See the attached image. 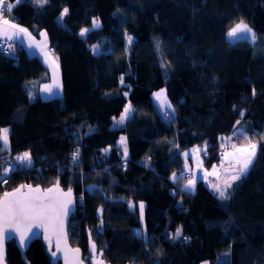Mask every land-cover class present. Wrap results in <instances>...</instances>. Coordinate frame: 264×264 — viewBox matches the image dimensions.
<instances>
[{
    "label": "trees",
    "instance_id": "16d2710c",
    "mask_svg": "<svg viewBox=\"0 0 264 264\" xmlns=\"http://www.w3.org/2000/svg\"><path fill=\"white\" fill-rule=\"evenodd\" d=\"M11 17L35 37L47 33L62 96L31 99L48 82L47 69L21 46L0 52V128H10L0 163L25 152L32 161L11 173L0 195L20 184L71 188L68 241L86 264L90 230L110 264H264V0H49L43 7L23 0ZM94 18L101 27L81 37ZM241 19L254 42L227 40ZM157 91L173 116L162 115ZM126 105L129 117L110 128ZM242 133L258 145L257 158L228 199L201 180L193 192L182 188V152L206 146L205 166L217 165L222 146L248 142ZM177 228L182 236L172 239ZM51 251L34 240L25 259L60 264ZM6 262L24 264L13 241Z\"/></svg>",
    "mask_w": 264,
    "mask_h": 264
},
{
    "label": "snow or ice",
    "instance_id": "6c2138e0",
    "mask_svg": "<svg viewBox=\"0 0 264 264\" xmlns=\"http://www.w3.org/2000/svg\"><path fill=\"white\" fill-rule=\"evenodd\" d=\"M35 2L43 7L49 0H35ZM17 3H23V0H17ZM16 5L11 0H0V39L8 42L20 40L22 43V37L27 38L29 41L33 39L32 34L27 28L21 27L19 24L13 23L15 19L11 17V12ZM68 13V9L64 8L60 19ZM101 24L98 19H93L92 29L100 28ZM91 29L82 28L80 36L85 37ZM44 37L42 44L37 45L40 48V52L43 55L45 62L49 63V66L53 69V83L51 85H45L43 91L48 94H55L54 89L59 90L61 88L57 79V72L59 65L57 63L58 57H54L51 50L47 45V34L40 33ZM229 39H250L253 42L256 39L255 33L248 26L247 23L241 19L236 23L227 33ZM127 42L129 46L133 42L132 36H127ZM9 48H12V44L9 43ZM29 47H32L31 43ZM93 53L96 54L100 50L99 45L92 46ZM123 82V77H121ZM127 95V93H125ZM156 99L160 102L159 107L165 109L162 115L165 118L174 115V109L172 105L167 101V97L163 91L155 94ZM171 111H168V110ZM132 111L131 105L124 109V113L120 116V119L116 121L117 124H123L128 118V115ZM243 115V113H241ZM239 124V121H237ZM9 129L0 128V144L6 147L9 143L8 140ZM243 139L248 141L247 144L237 146L235 143L231 144V151L225 149L222 153L221 166L227 162L228 167L225 168L226 179L223 184H213L214 191L218 194V197L222 200L228 199V189L232 188L234 183L240 181L243 177L247 176L251 168L254 166L257 158L258 145L252 143L250 138L243 134ZM222 140L231 141L232 137L222 138ZM120 143L124 145L123 154L125 159L127 158L128 150L126 145V138L121 137ZM107 151V150H105ZM206 154L207 147L201 149L196 148L192 150V159L194 160L197 169L203 168V161L198 159L200 153ZM185 160L190 157L189 152L183 153ZM72 162L75 164L79 160V149L72 154ZM16 160L21 164L31 165V155L28 152L23 153L16 157ZM187 167V165H186ZM12 169H5L3 175H7ZM217 176V166L213 165L212 172H205L204 176ZM173 180L177 177L173 174ZM198 177L193 174L191 179H188L185 188L188 190H194ZM2 182V181H0ZM26 189V191H25ZM82 199V198H81ZM73 194L72 189L69 188L66 192L59 187V182L51 188L42 190L40 187H33L32 185H20V187L14 189L11 192H4L0 197V264H3L4 259V242L6 239H15L19 237V245L21 248L27 246L28 242L34 238H39L40 231H34V229H42L44 239L48 242L49 250L52 248V237L55 236V248L56 251L52 252V256L56 257L58 252L63 251L65 264H84V259L80 257V249H72L68 246V234L65 228V224L68 216L73 210ZM141 220L144 215V205H139ZM138 236H142L143 233L138 231ZM182 236V229L177 228L175 233L172 234V239H179ZM90 253L88 258L91 264H105L103 258L104 249L98 251L95 241L91 240V230L89 231ZM184 239H188L184 237Z\"/></svg>",
    "mask_w": 264,
    "mask_h": 264
},
{
    "label": "crops",
    "instance_id": "0c3cea01",
    "mask_svg": "<svg viewBox=\"0 0 264 264\" xmlns=\"http://www.w3.org/2000/svg\"><path fill=\"white\" fill-rule=\"evenodd\" d=\"M13 3L16 5L17 4V1L15 0V1H13ZM13 23H15V22H13ZM21 27H23V26H21ZM38 35H40V32L38 33ZM32 37H33V39L31 41H29L27 38H23L22 37V43H21L20 40L12 41V43H13V45L21 46L26 51L27 54L37 56V58L41 61V63L43 64V66L47 69L48 74H49V77L51 78V76H50V69L49 68H52V67L49 66V63L48 62H45V59H44L43 55L40 52V48L35 46V41H37V38L39 36L35 37V36L32 35ZM42 39L44 41V38H42ZM30 43H31L32 47H29V44ZM48 49H50L49 48V41H48ZM44 84L51 85L50 79L48 80V82L43 83V85ZM30 91H31V89H30ZM31 92H33V90ZM157 92H160V91H157ZM54 93L55 94H48V93H45L44 92V95L41 96V90H40L38 96L41 99H49V98H54V97H61L62 91H61V89H59V90L54 89ZM77 118H80V117H77ZM247 143L248 142H245L244 144H247ZM252 143H254V142H252ZM244 144H236V145L237 146H240V145H244ZM193 149H196V147L190 148L189 150H185L184 152L181 153L182 169H184L186 172L191 173L192 175L195 174L198 177L197 181L198 180H201L203 182V184L206 186V188L211 193H215L212 185L213 184H217V183L223 184L224 180L226 179L225 168L228 167L227 162L225 161V163L223 164V166H221V161L216 165L217 166V172L219 174V179L217 178V176H211V175L205 177L204 176V173L205 172H212L213 165H211L210 167H206L205 166V164H204V158L201 155V153H202L201 152L200 155L198 156V159H201L203 161V168L202 169H197L196 164H195L194 160L192 159V155H191ZM201 149H203V148H201ZM229 151H231V148L229 149ZM185 152H189L190 153V157L187 159V161L185 160V157L183 155V153H185ZM186 165H187V167H186ZM197 181H196V183H197ZM186 184H187V181L184 182L183 185H182V188L184 190H186L188 192H193L195 190V188H194V190H188V189H186L185 188V185ZM195 187H196V184H195Z\"/></svg>",
    "mask_w": 264,
    "mask_h": 264
},
{
    "label": "rangeland",
    "instance_id": "374dc122",
    "mask_svg": "<svg viewBox=\"0 0 264 264\" xmlns=\"http://www.w3.org/2000/svg\"><path fill=\"white\" fill-rule=\"evenodd\" d=\"M17 1V0H16ZM92 21H93V19L90 21V23L89 24H87V25H85V26H83L82 28H89V29H92ZM46 33L44 30H41L40 31V33ZM228 33V32H227ZM47 34V33H46ZM39 37L37 38V41H35V46L37 47V45H39V44H42L43 43V39L42 38H44V37H42L41 35H38ZM226 38H227V40L228 41H230V42H235V41H238V40H241V38H237V39H229L228 37H227V35H226ZM245 40H247V41H249V42H252V40H250V39H245ZM47 45H48V38H47ZM50 69V76H51V78L49 77V79H50V82H51V84L53 83V69L52 68H49ZM56 76H57V79H58V82L60 83V85H61V81H60V72H59V68H58V72H57V74H56ZM45 85L46 84H40V85H38V88L37 89H35V90H33V92H30V94H29V97L31 98V99H33L35 96H37L38 94H39V92H40V90H41V96H43L44 95V91H43V89H44V87H45ZM61 89V91H62V87L60 88ZM161 92V91H160ZM158 93V92H157ZM156 94V93H155ZM155 94L153 95V100H154V102L159 106V101L156 99V96H155ZM61 96H62V93H61ZM54 98H56V97H54ZM128 105H126L125 106V108L127 107ZM124 108V109H125ZM124 109H123V111H121V113L117 116V117H115V118H113V120H112V122L110 123V128H118V127H121L123 124H117L116 123V121H118L119 119H120V116L124 113ZM162 110H164L163 108H161ZM80 115H82V113L80 114ZM130 115V114H129ZM129 115H128V117H129ZM3 128H7V129H10L8 126L7 127H3ZM121 137H124L123 135H121V136H119V138H118V140H117V145L120 147V150H121V152H122V154H123V148H124V145H122L121 143H120V141H121ZM125 138V137H124ZM245 142H243V143H240V144H244ZM4 147V146H3ZM8 147V145L6 146V147H4V148H7ZM196 148H199V147H196ZM231 148V145L228 147V145H226L225 146V148L223 149V150H221V154L223 153V151L225 150V149H227L228 151H229V149ZM187 150H189V149H187ZM124 155V154H123ZM19 156V155H18ZM17 157V156H16ZM16 157H15V160H16ZM223 158V157H222ZM11 161V160H10ZM17 161V160H16ZM19 162V161H18ZM27 165V164H26ZM186 172V171H185ZM188 174H189V176H190V178L189 179H191L192 178V174L191 173H189V172H187ZM186 181H188V180H185L184 182H186ZM142 202H139L138 203V207H139V205L141 204ZM139 215H140V209H139ZM140 219H141V216H140ZM143 226H144V217H143V220H141V227L143 228ZM138 231H141V230H139V229H137V232ZM199 264H208V262L207 261H202V262H200Z\"/></svg>",
    "mask_w": 264,
    "mask_h": 264
},
{
    "label": "water",
    "instance_id": "95a60500",
    "mask_svg": "<svg viewBox=\"0 0 264 264\" xmlns=\"http://www.w3.org/2000/svg\"><path fill=\"white\" fill-rule=\"evenodd\" d=\"M20 185H32V184H20ZM20 185H17L15 188L10 189V190L5 191V192H11V191H13L14 189L20 187ZM55 185H56V183H55V184H52V185H49V186H47V187H42V186H40V185H32V186H33V187H40L42 190H45V189H47V188H51V187H53V186H55ZM59 187H60L63 191H65V192L67 191V190H64L60 185H59ZM25 191H26V189H25ZM2 196H3V193L0 195V197H2ZM73 200H74V198H73ZM74 210H75V201H74V204H73V210H72L71 214L68 216L67 221H66V224H65L66 231H67L68 221H69L71 215L73 214ZM34 231H40V232H41V235L39 236V238H34V239H32L31 241H29L28 244H27V246L24 247V248H21V246L19 245V242H18V241H19V237H18V236H17L15 239H6V240H5V242H4V259H3V264H7V262H6V243H7V242H10V241H13V242H14V245H15V247L17 248V250H18V252H19V255H20V257H21V259H22V261H23L24 264H29V263H27V261H26V259H25V252H26V250H27L29 244H30L32 241L40 239V240H41V241L47 246V249L49 250L48 242L44 239L43 230H42V229H34ZM55 241H56V238H55V236H53V237H52V248H51L52 251H51L50 255H51V257H52L55 261H58L60 264H65L64 253H63V251L58 252L56 257H53V256H52V252H53V251H56V248H55ZM90 243H91V242H89V245H88V251H89V255L91 256V253H90ZM68 246H69L70 248H72V249L77 248V247H72V246L69 244V241H68ZM49 251H50V250H49ZM90 256H89V257H90ZM80 257L82 258L81 251H80ZM84 264H86V263L84 262ZM87 264H91L90 260H88V263H87ZM105 264H110V263L105 262ZM125 264H128V263H125Z\"/></svg>",
    "mask_w": 264,
    "mask_h": 264
},
{
    "label": "built area",
    "instance_id": "2783aa9c",
    "mask_svg": "<svg viewBox=\"0 0 264 264\" xmlns=\"http://www.w3.org/2000/svg\"><path fill=\"white\" fill-rule=\"evenodd\" d=\"M9 43H11L13 45L12 42H8L6 40L0 39V52L6 55H12L14 53V45L12 46V48H9ZM225 148V146L221 147V150H223ZM222 157V154L220 155ZM12 169L11 171L8 172V174L5 176L3 175V173L5 172V169ZM23 169V164H21V162L18 161H10V160H4L3 162L0 163V187L4 186V184H6L9 176L11 175V173L15 170H22ZM178 176L180 178H182V180H188L190 178L189 174L187 172H185V170H180L178 172Z\"/></svg>",
    "mask_w": 264,
    "mask_h": 264
}]
</instances>
